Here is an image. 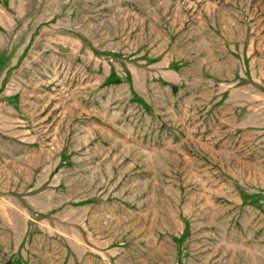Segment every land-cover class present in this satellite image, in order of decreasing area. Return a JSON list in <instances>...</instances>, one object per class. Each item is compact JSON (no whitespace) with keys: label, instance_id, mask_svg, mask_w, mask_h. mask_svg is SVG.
Here are the masks:
<instances>
[{"label":"rangeland","instance_id":"1","mask_svg":"<svg viewBox=\"0 0 264 264\" xmlns=\"http://www.w3.org/2000/svg\"><path fill=\"white\" fill-rule=\"evenodd\" d=\"M0 264H264V0H0Z\"/></svg>","mask_w":264,"mask_h":264}]
</instances>
